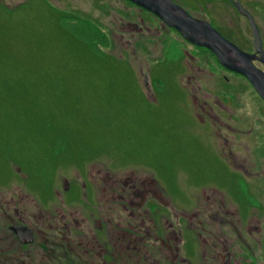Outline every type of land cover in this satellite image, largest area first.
Wrapping results in <instances>:
<instances>
[{
  "label": "rangeland",
  "instance_id": "374dc122",
  "mask_svg": "<svg viewBox=\"0 0 264 264\" xmlns=\"http://www.w3.org/2000/svg\"><path fill=\"white\" fill-rule=\"evenodd\" d=\"M242 2L254 9L264 29V9L252 0ZM215 4L217 21L230 22L235 30L248 33L247 21L230 3L221 0ZM126 22L142 23L144 29L121 39L119 26ZM72 35L85 45L72 42ZM149 74L159 75L169 84L165 93L171 95L164 101L162 94H156L154 78L145 83ZM191 74L196 76L194 81H190ZM176 84L184 89L183 97ZM204 91L210 92V102L217 94L231 95L236 115L257 113L249 115L246 124L230 128L229 134L237 144L232 146L235 151L246 143L253 157L259 152L264 155V128L259 129L264 101L250 82L224 71L212 53L187 42L155 14L128 0H0V231L4 227L12 236L6 229L7 218L15 209L23 213L25 222L30 223L31 216L44 226L34 234L35 250L16 253L10 249L6 264H97L102 257L96 254L99 248L93 239L95 220L103 223V238L109 237L106 248L114 249L115 229L107 221L114 224L119 220V228H124L127 217L120 211L118 218L112 216L109 203L98 204L97 170L119 177L131 173L146 179L151 187L157 185L171 203L155 218L158 230L154 235L165 238L181 227L187 241L181 253L194 263L201 241L196 236L199 230H193L196 220L191 219V212L196 207L203 215L206 212L205 197L194 183L207 184L210 172L205 150L208 138L202 129L197 132L199 142L195 138L191 110H196L193 93L202 103ZM251 128L252 133L241 134V129ZM260 136L262 149L256 138ZM82 183L87 190L83 191ZM250 183L259 186L264 200V173ZM182 209L187 213L185 219L180 218ZM5 210L8 214L4 216ZM82 219L86 222L75 225L74 220ZM67 234L68 242L79 248L67 255L71 262L56 247L61 239L67 242ZM10 237L6 238L13 240ZM160 244L153 236L146 241L152 256L141 261L143 264H172L169 259L158 261V254L164 251ZM116 253V263L109 261V254L104 256L107 264L137 263L134 258L123 260L124 249ZM0 260L6 261L1 251Z\"/></svg>",
  "mask_w": 264,
  "mask_h": 264
},
{
  "label": "flooded vegetation",
  "instance_id": "af4514ba",
  "mask_svg": "<svg viewBox=\"0 0 264 264\" xmlns=\"http://www.w3.org/2000/svg\"><path fill=\"white\" fill-rule=\"evenodd\" d=\"M172 1L181 7L190 17L209 23L225 39L237 46L241 51L246 54L254 55L256 58H253L252 60L253 65L264 73V65L259 60L261 55L255 50V36L250 20L256 28V35L263 55L264 29H262V25L258 23V17L255 15L254 9L250 10L243 4L242 0H224L230 3L237 13L247 21L249 26L247 33L244 29L235 30L230 22L225 25L220 21H217L216 17L213 15L214 5L221 0H184L180 3L174 0ZM236 2L247 13V15L238 11L234 5ZM252 2L256 3L255 6L257 8L261 7L264 9V0H252ZM193 10H196L197 14L192 13L191 11ZM200 13L203 14L204 17L200 16ZM119 29L123 32L119 33V37L123 39L127 33L134 36V32H141L144 29V26H142V23L136 24L126 22L124 25L119 26ZM181 37L184 38L182 35ZM129 39L130 38L126 39L125 42L129 43ZM184 39L193 46L205 50L208 53H212L215 56V54L208 48L194 44L186 38ZM250 45L252 47L249 49L248 47ZM220 66L224 71L237 75L245 81H249L242 74L226 69L221 64ZM198 69L199 67H196L197 71ZM188 76L191 77L190 81H194L196 78L194 74ZM222 77L225 80L228 78V76H225L224 74ZM148 78L155 79L153 85L157 88L156 94H162L163 101L166 99L164 98L165 96L167 97L168 95H171L165 93L168 90L169 84L161 81L163 79H161L159 75L156 77L151 76V74L147 77L145 76V83H147ZM176 85L178 92L183 97V95H185L183 93L184 89L181 86L178 87L179 84ZM195 91L197 92V90ZM208 93L210 92L204 91L201 95L202 103L199 102L197 93H193L192 95V102L194 104V109H196L195 112L191 110L192 120H194L196 124L194 135L199 142L197 132L199 129H202L203 134H206V137L208 138L205 150L208 156L206 159L209 162V167L207 169L208 172H210L207 184H200L199 182L194 183L196 191H201L202 195L205 197L203 200L204 208L206 210L205 215L202 214L200 209H196L197 207L191 212L193 217H191V219L196 220V226L191 224L193 222L192 220L189 221V224L193 226V230H199L197 231L196 236L201 241L199 250L197 249L196 254L193 255L194 263L190 261L188 256H183L181 253V247L185 246L187 243L181 227L172 229L168 235L166 234L165 238H159L154 235V230H158L155 218L162 214V209H164V206L170 202L163 198L164 196L158 189L157 185L151 187L149 182H146V179H140L131 173L127 176L119 177L108 172L102 173L101 170H97L95 171V174L99 176L100 184L97 185V189L99 190L95 197L98 199V204L102 205L104 203L106 205L109 203L110 205L108 208L112 213V216L114 215L117 218L118 215L116 213H118V211L126 213V222H128L127 226L119 228V220H115L114 224L111 221H107V223L112 224V229H115V231L112 232L115 238L114 240L111 239V248L114 249H111L110 251V249L108 250L106 248V246H108L109 237L106 236L103 238L105 236L103 232V223L102 221L98 222V220H95L97 228H95L96 232L94 233L93 239L95 244H98L99 248V251H97L96 254L99 257H102L101 262L97 264H107L108 260L104 257L107 256L106 254L110 255V262L112 261L113 263H116L118 259L116 251L122 249L126 250L125 258L123 259L124 261L125 259L129 261L134 258L138 264H143L141 261H145L152 256L149 246L146 245V241L152 236L160 241V245L164 250L160 251L158 254L159 258L157 257L158 255H156L160 262L164 260V262H166L169 259L172 264H264V200L260 198L259 186L250 183V181L253 182V180L263 176L264 166L262 161L264 160V155H261L259 152L256 157H253L249 148L248 150L245 148V145H247L246 143H243L242 146L240 145L238 147L239 152L235 151L232 146L236 142H231L229 134L230 128L246 124L247 121L253 117L252 113L254 112L251 113L250 111H246L245 113L236 115L232 111L235 102L231 95L220 93L215 95V98L211 99L210 102L209 99L211 97ZM155 102H157V100ZM254 114L256 115L257 113ZM256 117L258 118L257 120L260 119V115ZM256 122L260 124L259 121ZM243 128H247V126H244ZM261 128H264V121L263 126L259 129ZM242 129L241 134L243 135L253 132L252 128L250 131H243ZM257 133H259V130L256 134ZM256 138L259 142V149H262L263 144L261 142V136ZM242 179L243 181L241 182ZM91 180L94 181V179ZM248 181L249 183H246ZM66 188V190H68V185ZM82 188L83 191H85V189L87 190L86 183H82ZM84 195L87 197L86 193ZM194 201L198 203V200L196 201L195 199ZM64 203H66V200ZM142 208L144 209L139 211L141 212L140 214L134 213L135 210H141ZM249 208L250 210L248 211ZM259 208H262L263 210H259ZM75 210L79 211V209ZM182 210L183 212H181L182 215L180 214V218L185 219L184 215L187 213H185L186 211L184 209ZM7 211H9V208H7ZM7 211H3L4 216L8 214ZM89 213L92 215L91 218L93 217L95 219L96 215L92 212ZM102 216L103 214H101V217ZM39 217L40 219L42 217L44 218L42 214H40ZM180 218L178 220H180ZM7 219L10 221V224L6 229L10 231L13 240L6 238L7 236L10 237V235L4 232L5 228L3 227L0 231V251L1 254L5 256L6 261L3 263V261L0 260L1 264H6V254L10 249L17 251L16 253L35 250L32 249V245L35 241L34 234L39 228H44V226L38 225V218L35 220L31 216H28L30 223L25 222V216L22 212L19 213L18 209H15L14 214L9 215ZM85 222V219H82L81 222H75L74 220L75 225L79 227ZM187 227L190 226L188 225ZM202 232H205L206 235H202ZM12 236L10 238H12ZM69 238L68 235L67 239H65L67 242H64L62 239L58 241L56 247L63 251L62 254H64L65 258L71 262L72 259H68L67 255L71 251H79V248H74V246L68 242L70 240ZM14 243L18 244L20 247L18 245L16 246ZM89 243H87L88 246ZM191 250L196 251L194 248H191Z\"/></svg>",
  "mask_w": 264,
  "mask_h": 264
},
{
  "label": "water",
  "instance_id": "95a60500",
  "mask_svg": "<svg viewBox=\"0 0 264 264\" xmlns=\"http://www.w3.org/2000/svg\"><path fill=\"white\" fill-rule=\"evenodd\" d=\"M133 4L155 14L167 26L176 29L188 41L204 46L212 51L218 62L226 69L245 76L257 94L264 100V73L256 68L252 60L254 55L246 54L225 39L209 23L190 17L181 7L171 0H129ZM236 8L242 14L247 13L236 2ZM255 36V50L261 55L259 60L264 65V55L260 47L256 28L250 20Z\"/></svg>",
  "mask_w": 264,
  "mask_h": 264
},
{
  "label": "trees",
  "instance_id": "16d2710c",
  "mask_svg": "<svg viewBox=\"0 0 264 264\" xmlns=\"http://www.w3.org/2000/svg\"><path fill=\"white\" fill-rule=\"evenodd\" d=\"M55 14V16H57L58 18H66V15L65 14H58V13H54ZM68 31V30H67ZM69 32V31H68ZM70 33V32H69ZM71 34V33H70ZM71 39H73L72 40V42H75V43H81V44H83L84 42L82 41V40H80L78 37H76L75 35H72V38ZM84 45H85V43H84Z\"/></svg>",
  "mask_w": 264,
  "mask_h": 264
},
{
  "label": "bare ground",
  "instance_id": "6f19581e",
  "mask_svg": "<svg viewBox=\"0 0 264 264\" xmlns=\"http://www.w3.org/2000/svg\"><path fill=\"white\" fill-rule=\"evenodd\" d=\"M245 77V76H244Z\"/></svg>",
  "mask_w": 264,
  "mask_h": 264
}]
</instances>
